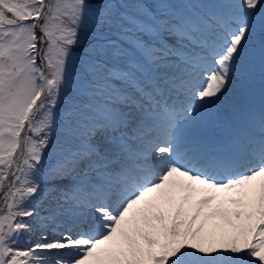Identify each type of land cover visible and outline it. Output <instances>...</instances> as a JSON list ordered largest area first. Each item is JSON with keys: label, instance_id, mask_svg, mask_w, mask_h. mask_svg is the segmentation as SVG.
I'll return each mask as SVG.
<instances>
[{"label": "snow or ice", "instance_id": "6c2138e0", "mask_svg": "<svg viewBox=\"0 0 264 264\" xmlns=\"http://www.w3.org/2000/svg\"><path fill=\"white\" fill-rule=\"evenodd\" d=\"M0 264H264V0H0Z\"/></svg>", "mask_w": 264, "mask_h": 264}, {"label": "rangeland", "instance_id": "374dc122", "mask_svg": "<svg viewBox=\"0 0 264 264\" xmlns=\"http://www.w3.org/2000/svg\"><path fill=\"white\" fill-rule=\"evenodd\" d=\"M58 231H59V229H58Z\"/></svg>", "mask_w": 264, "mask_h": 264}]
</instances>
